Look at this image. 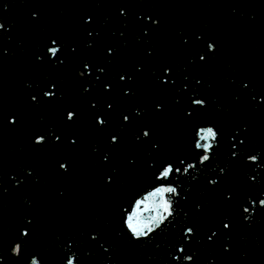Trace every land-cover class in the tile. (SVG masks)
Here are the masks:
<instances>
[{"label": "water", "instance_id": "1", "mask_svg": "<svg viewBox=\"0 0 264 264\" xmlns=\"http://www.w3.org/2000/svg\"><path fill=\"white\" fill-rule=\"evenodd\" d=\"M0 23V264H264V0H0ZM165 164L183 199L133 240L124 209Z\"/></svg>", "mask_w": 264, "mask_h": 264}, {"label": "clouds", "instance_id": "2", "mask_svg": "<svg viewBox=\"0 0 264 264\" xmlns=\"http://www.w3.org/2000/svg\"><path fill=\"white\" fill-rule=\"evenodd\" d=\"M35 15V14H34ZM87 22V21H86ZM153 23H156L155 21ZM0 28H3V24L0 23ZM53 45H56L55 41H52ZM209 51L214 49V45L211 43L208 44ZM50 58H54L58 55L60 49L59 46H52L47 49ZM39 59V57H38ZM201 60L204 59L203 56L200 57ZM87 65H85V69H87ZM168 71L167 69L165 70ZM123 79V77H121ZM53 95L52 92H45V98H49ZM35 100V97L32 98ZM193 106H205V101L200 99H194L192 101ZM159 108V106H158ZM74 118V113L69 112L67 114V119L72 120ZM127 121V117L124 118ZM14 119L10 118L9 123H13ZM99 124H103L104 121L98 118L97 121ZM143 137L147 138L149 136V132L144 130L142 133ZM196 140L194 143V148L197 151H202L203 154L198 158V163L200 166H203L205 163L209 162L211 159V153L213 149L218 145L219 142V133L214 128V126H202L198 127L195 132ZM58 139V137L56 138ZM45 138L43 136H38L35 138L34 143H42L44 142ZM112 142H116V137L112 138ZM242 142V141H241ZM235 156V153H233ZM246 162L250 163H258V154L257 155H250L246 157ZM183 164L184 162L181 161ZM259 166V165H258ZM61 170H66V165H60ZM195 170L196 164L195 163H187L183 169V172L187 174L189 170ZM179 168H174L171 164H165L162 169L159 170L158 174L156 175V181H164L161 183H156L155 186H150L146 190L140 192L130 204V210L127 208L124 209V218H123V227L128 233V235L133 240H139L150 237L154 234L157 230L161 229L163 225L169 222L171 219L174 218L176 208L175 203L177 198L183 199L180 196L178 191V186H175L171 183H167V181L172 178L174 173H179ZM223 172V170H221ZM250 179H253L250 177ZM215 180H210L209 184H215ZM250 203H254L251 200ZM259 207H264V198L258 201ZM244 213H249V208H243ZM249 217L246 215L245 220L247 221ZM225 228H228V225H224ZM193 230L191 228L185 229L186 237L189 234H192ZM28 233L22 230L21 235L26 236ZM95 238V237H93ZM178 252L183 253V247H179L177 249ZM21 252V246L19 243L13 245L11 249V254L14 256H19ZM75 254L69 255L68 258L64 261V264H75ZM173 260H179L178 256H173ZM192 256H184L183 261L184 264H190L192 261ZM29 264H40V261L36 256H33Z\"/></svg>", "mask_w": 264, "mask_h": 264}]
</instances>
